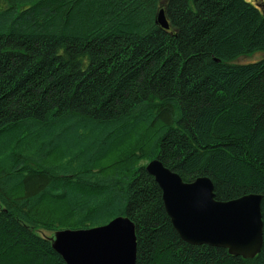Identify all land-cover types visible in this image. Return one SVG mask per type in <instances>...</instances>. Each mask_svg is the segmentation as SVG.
Returning a JSON list of instances; mask_svg holds the SVG:
<instances>
[{
	"label": "trees",
	"instance_id": "16d2710c",
	"mask_svg": "<svg viewBox=\"0 0 264 264\" xmlns=\"http://www.w3.org/2000/svg\"><path fill=\"white\" fill-rule=\"evenodd\" d=\"M254 53L250 0H0V264H66L55 230L119 215L135 264H264V57L237 62ZM154 158L216 200L261 195L260 251L183 241Z\"/></svg>",
	"mask_w": 264,
	"mask_h": 264
},
{
	"label": "water",
	"instance_id": "95a60500",
	"mask_svg": "<svg viewBox=\"0 0 264 264\" xmlns=\"http://www.w3.org/2000/svg\"><path fill=\"white\" fill-rule=\"evenodd\" d=\"M155 22L169 29L163 8ZM144 169L159 186L164 209L183 241L225 248L230 255L243 258H252L260 251L261 195L219 201L208 177L186 183L158 158L147 162ZM50 240L66 264H135V227L125 215L92 228L58 229Z\"/></svg>",
	"mask_w": 264,
	"mask_h": 264
},
{
	"label": "rangeland",
	"instance_id": "374dc122",
	"mask_svg": "<svg viewBox=\"0 0 264 264\" xmlns=\"http://www.w3.org/2000/svg\"><path fill=\"white\" fill-rule=\"evenodd\" d=\"M163 2H165L166 0H160ZM249 1V0H248ZM252 3H256V4H259V5H263L264 3V0H250ZM264 57V53H254L253 55L251 56H242V57H239L237 59V62L238 63H244V62H250V61H254V60H257L259 58H262ZM41 234H43L44 236H49V232H46V231H41Z\"/></svg>",
	"mask_w": 264,
	"mask_h": 264
},
{
	"label": "bare ground",
	"instance_id": "6f19581e",
	"mask_svg": "<svg viewBox=\"0 0 264 264\" xmlns=\"http://www.w3.org/2000/svg\"><path fill=\"white\" fill-rule=\"evenodd\" d=\"M107 223H108V222H107ZM107 223H106V224H107ZM226 250H227V249H226Z\"/></svg>",
	"mask_w": 264,
	"mask_h": 264
}]
</instances>
